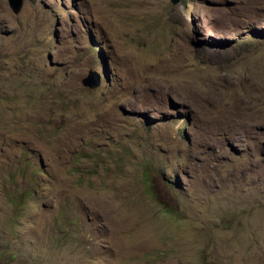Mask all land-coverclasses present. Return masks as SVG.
I'll return each instance as SVG.
<instances>
[{
	"label": "rangeland",
	"instance_id": "374dc122",
	"mask_svg": "<svg viewBox=\"0 0 264 264\" xmlns=\"http://www.w3.org/2000/svg\"><path fill=\"white\" fill-rule=\"evenodd\" d=\"M0 264H264V0H0Z\"/></svg>",
	"mask_w": 264,
	"mask_h": 264
},
{
	"label": "water",
	"instance_id": "95a60500",
	"mask_svg": "<svg viewBox=\"0 0 264 264\" xmlns=\"http://www.w3.org/2000/svg\"><path fill=\"white\" fill-rule=\"evenodd\" d=\"M22 1L23 0H8V4L9 6L11 7V9L14 11V12H17L21 5H22ZM173 3H177L178 0H171ZM82 83L90 88H94L96 86H98L99 84V79H94L88 75L86 76L85 78L82 79Z\"/></svg>",
	"mask_w": 264,
	"mask_h": 264
},
{
	"label": "clouds",
	"instance_id": "9594fccd",
	"mask_svg": "<svg viewBox=\"0 0 264 264\" xmlns=\"http://www.w3.org/2000/svg\"><path fill=\"white\" fill-rule=\"evenodd\" d=\"M173 3V2H172Z\"/></svg>",
	"mask_w": 264,
	"mask_h": 264
}]
</instances>
